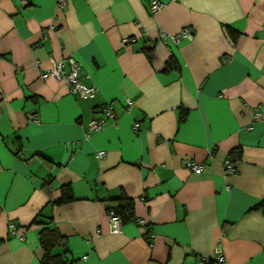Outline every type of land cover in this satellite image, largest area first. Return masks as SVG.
Wrapping results in <instances>:
<instances>
[{
    "label": "crops",
    "instance_id": "1",
    "mask_svg": "<svg viewBox=\"0 0 264 264\" xmlns=\"http://www.w3.org/2000/svg\"><path fill=\"white\" fill-rule=\"evenodd\" d=\"M27 1L0 0V264H264V0ZM68 57L92 99L41 80Z\"/></svg>",
    "mask_w": 264,
    "mask_h": 264
},
{
    "label": "built area",
    "instance_id": "2",
    "mask_svg": "<svg viewBox=\"0 0 264 264\" xmlns=\"http://www.w3.org/2000/svg\"><path fill=\"white\" fill-rule=\"evenodd\" d=\"M21 5L24 7L28 4L27 0H19ZM176 0H169V2H175ZM60 8H64L66 6L65 2H58L57 3ZM165 3L159 0H151L148 5V10L150 14H156L159 12ZM163 39H166V35L162 34ZM180 38H192V33L188 29H184L178 34L171 36V39L174 43H178ZM134 39H124L122 41L123 44L133 43ZM41 80H46L48 78H52L56 81H63L69 87L70 93L80 100H89L92 99L96 94L95 87H88L82 83L80 77V64L72 57H68L61 60H51V67L49 70L43 72L41 74ZM131 105L130 101H127L126 106L129 108ZM100 113L102 117L94 118L88 123V133H97L100 132L106 125L108 120H114L113 108L111 104H104L100 108ZM258 117V115H257ZM138 125H134V130L137 131ZM104 156V152H99L96 154V158L100 159ZM188 166L194 171L195 174H200L202 171L201 166H196L192 163H188ZM226 171L232 172L233 167L232 163L228 160L225 162ZM108 223H109V231L111 233H118L120 232L122 221L121 218L116 215L112 211H108ZM139 225H143L141 220H137ZM8 231L10 235L17 234V228L13 224H9ZM20 240L23 241V238L19 236ZM215 259L214 261L218 264H223L225 262L224 256L220 250L216 249L214 251ZM86 260V257H83ZM208 259L201 258L198 261V264H206L208 263Z\"/></svg>",
    "mask_w": 264,
    "mask_h": 264
},
{
    "label": "trees",
    "instance_id": "3",
    "mask_svg": "<svg viewBox=\"0 0 264 264\" xmlns=\"http://www.w3.org/2000/svg\"><path fill=\"white\" fill-rule=\"evenodd\" d=\"M228 34L234 38L236 36L235 33H233L231 30H228ZM171 68L170 63H168L165 66V70H169ZM66 202L65 198H62L58 204ZM131 207L132 203L131 200L128 198H120L119 201L113 200L110 202V205L108 207V211L114 212L116 215H118L121 218L122 223L130 219V213H131Z\"/></svg>",
    "mask_w": 264,
    "mask_h": 264
}]
</instances>
